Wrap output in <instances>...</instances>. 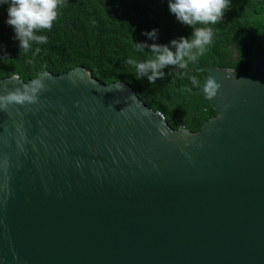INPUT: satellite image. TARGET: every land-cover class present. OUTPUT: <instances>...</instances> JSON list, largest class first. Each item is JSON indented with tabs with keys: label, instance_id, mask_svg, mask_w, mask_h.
<instances>
[{
	"label": "water",
	"instance_id": "water-1",
	"mask_svg": "<svg viewBox=\"0 0 264 264\" xmlns=\"http://www.w3.org/2000/svg\"><path fill=\"white\" fill-rule=\"evenodd\" d=\"M260 39L246 74L194 61L220 85L195 132L81 66L2 79L0 264H264Z\"/></svg>",
	"mask_w": 264,
	"mask_h": 264
},
{
	"label": "trees",
	"instance_id": "trees-1",
	"mask_svg": "<svg viewBox=\"0 0 264 264\" xmlns=\"http://www.w3.org/2000/svg\"><path fill=\"white\" fill-rule=\"evenodd\" d=\"M5 8L0 6V81L12 75L28 81L40 72L62 74L81 66L101 84H128L172 128L184 126L195 132L216 115L204 95L196 92L206 72L197 70L194 61L182 70L166 67V75L154 84L146 78L138 80L135 69L125 62L129 57L142 60L148 56L147 48H135L136 42L153 43L142 32L156 28L157 44L190 35V29L169 13L167 0H60L51 29L36 33L46 35L47 43H33L29 50L20 49L13 38L11 26L5 23ZM212 28V44L197 57L198 67L246 74L252 44L264 34V0H229ZM257 51L264 53V39L258 41ZM192 79L198 84L192 85Z\"/></svg>",
	"mask_w": 264,
	"mask_h": 264
},
{
	"label": "clouds",
	"instance_id": "clouds-1",
	"mask_svg": "<svg viewBox=\"0 0 264 264\" xmlns=\"http://www.w3.org/2000/svg\"><path fill=\"white\" fill-rule=\"evenodd\" d=\"M229 0H167V8L175 20L190 29V35L181 36L170 40L166 44H157L158 30L152 28L142 35L153 43L136 42L137 51L148 49V56L139 60L129 57L126 64L135 69L136 78H146L149 84H154L163 78L166 67L178 70L185 69L198 56L203 55L213 41V28L227 9ZM60 0H0V6H6L5 23L11 26L14 39L18 41L20 49L29 50L32 44L42 45L47 43V36L36 34L40 30H50L53 21L57 18V8ZM2 48V46H0ZM240 49V48H239ZM36 52L40 49L37 47ZM192 85H197L195 79ZM43 85L33 81L32 87H23V91L15 89L6 94L8 101L35 100L37 89ZM201 90L207 99H212L220 85L215 78L209 75L202 83ZM188 89H185L187 91Z\"/></svg>",
	"mask_w": 264,
	"mask_h": 264
}]
</instances>
